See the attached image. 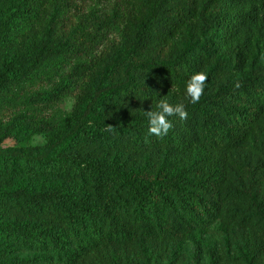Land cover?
<instances>
[{
	"label": "trees",
	"instance_id": "trees-1",
	"mask_svg": "<svg viewBox=\"0 0 264 264\" xmlns=\"http://www.w3.org/2000/svg\"><path fill=\"white\" fill-rule=\"evenodd\" d=\"M94 1L0 0V264H264V0Z\"/></svg>",
	"mask_w": 264,
	"mask_h": 264
},
{
	"label": "clouds",
	"instance_id": "clouds-1",
	"mask_svg": "<svg viewBox=\"0 0 264 264\" xmlns=\"http://www.w3.org/2000/svg\"><path fill=\"white\" fill-rule=\"evenodd\" d=\"M208 81V75L204 71H199L190 76L185 85L186 97L190 103L196 104L204 95L205 86ZM235 88L241 87L237 81ZM148 119L149 134L163 138L173 127L169 117L178 116L181 120H186L188 113L183 103L171 104L167 99H160L155 110H148L144 113ZM114 127L110 124L106 125L105 131H113Z\"/></svg>",
	"mask_w": 264,
	"mask_h": 264
},
{
	"label": "rangeland",
	"instance_id": "rangeland-1",
	"mask_svg": "<svg viewBox=\"0 0 264 264\" xmlns=\"http://www.w3.org/2000/svg\"><path fill=\"white\" fill-rule=\"evenodd\" d=\"M110 1L109 0H97V1H94L92 3H87L86 6H87L88 9L90 7H94V8L97 7L98 9L105 11V10H107ZM73 102H74L73 96H69V97L65 98L61 103H59V104H57L55 106L42 109L41 113L44 116L50 117V118H55V119L64 118L70 112L71 107L73 105ZM12 113H13V111L11 109L3 110V112H1V114H0V118L3 121H6V120L9 119V117L12 115ZM43 142H44V138L42 136H35L29 142H27V144L37 145V144H42ZM12 145H14V141H12V140H7L4 143V146H12ZM241 155H244V153H242ZM210 232H212V231H210ZM210 232L208 234H206V235H203V236L208 238V236H210L212 234ZM190 251H191V247H189V250H187V255L189 257H190ZM21 258L24 259V260H26V259L32 260L33 255L32 256H28L26 254H22ZM189 261H190V259L187 258V256H185L184 257V264H188ZM90 262H93V259L88 261V262H86L85 264H89ZM29 263H31V262H29ZM29 263H26V264H29Z\"/></svg>",
	"mask_w": 264,
	"mask_h": 264
}]
</instances>
